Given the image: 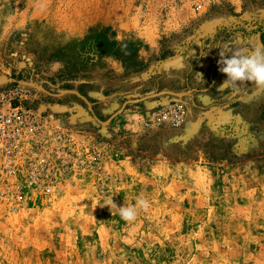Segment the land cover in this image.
Returning a JSON list of instances; mask_svg holds the SVG:
<instances>
[{"label": "rangeland", "instance_id": "374dc122", "mask_svg": "<svg viewBox=\"0 0 264 264\" xmlns=\"http://www.w3.org/2000/svg\"><path fill=\"white\" fill-rule=\"evenodd\" d=\"M225 45L264 46V0H0V264H264V92L218 91Z\"/></svg>", "mask_w": 264, "mask_h": 264}, {"label": "clouds", "instance_id": "9594fccd", "mask_svg": "<svg viewBox=\"0 0 264 264\" xmlns=\"http://www.w3.org/2000/svg\"><path fill=\"white\" fill-rule=\"evenodd\" d=\"M237 2L242 3V0ZM126 48L127 45L121 46L124 55L129 54ZM228 52H231V56L226 55ZM219 55L221 57L218 61L221 65L219 70L226 75V79L220 84L218 91L230 88L234 94H238L242 87L251 84L257 92H264V46L229 48L225 45ZM104 206H108L111 212L117 209L120 218L131 223L136 220L139 212H147L151 205L145 196L140 195L136 198L134 205L118 207L113 199H108Z\"/></svg>", "mask_w": 264, "mask_h": 264}]
</instances>
